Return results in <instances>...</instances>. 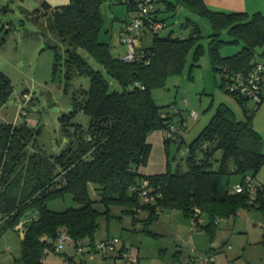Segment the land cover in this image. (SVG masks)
I'll return each mask as SVG.
<instances>
[{"label": "trees", "instance_id": "16d2710c", "mask_svg": "<svg viewBox=\"0 0 264 264\" xmlns=\"http://www.w3.org/2000/svg\"><path fill=\"white\" fill-rule=\"evenodd\" d=\"M104 1L125 3L127 11H136L133 17L139 12L142 0H68L54 10L49 25L68 44L67 69L75 68L90 77L88 89L82 90L81 104L90 116L89 126L82 129L72 123L75 137L59 154L49 156L36 149L29 151L33 132L27 121L20 125L0 123V234L6 228L23 232L19 257L23 264H44L49 252H59L56 250L59 232H67L74 241L84 237L93 240L97 218L102 213L109 214L111 203L139 206L138 187L145 179L148 191L159 194L155 204L181 209L188 216L194 207L206 212L209 221L201 225L202 231H213L216 216L234 215L240 208L255 206L264 215V183L255 184L257 191L252 200L246 191L225 190L218 194L210 190L214 173H239L243 182L246 174L254 180L264 165V140L252 124L253 113L264 99L253 102L249 95L226 88L235 74H245L254 63L262 61L257 58L264 46V13L215 10L203 0H178L179 3L172 5L179 4L209 21L212 31L208 35V51L212 69L219 78V86L242 105L246 118L237 119L228 105L220 103L208 123L186 145V170L167 165L163 172L142 174L138 168L147 163L151 151L148 134L171 125L185 126L183 117H174L179 109L171 111L169 105L157 104L151 89L163 84L167 76L181 72L191 48V65L196 64L203 46L199 42L202 34L189 17L185 24L181 23L185 27L191 24L186 36H174L171 31L152 32L151 44L138 48L142 56L126 61L121 56H113L110 43L100 38ZM41 7L48 10L51 5L42 0ZM154 20L165 21L155 4L147 13L145 24ZM223 33L228 39L221 38ZM226 43L239 48L232 54L222 55L220 50ZM48 46L55 51L58 44ZM80 48L100 68L92 67L79 52ZM56 61L55 53L53 67ZM106 75L117 81L120 88L111 89ZM11 90L8 78L0 73V105ZM247 101L253 103L251 109L246 107ZM180 128L175 136L164 138L167 152L172 140L184 143ZM216 150L221 151L219 158L214 155ZM90 184L97 198L91 197ZM65 195L71 196L73 205L63 210L48 207V201ZM97 201L104 205V210L96 208ZM155 217L153 204L145 223ZM19 223L21 229L16 227Z\"/></svg>", "mask_w": 264, "mask_h": 264}, {"label": "rangeland", "instance_id": "374dc122", "mask_svg": "<svg viewBox=\"0 0 264 264\" xmlns=\"http://www.w3.org/2000/svg\"><path fill=\"white\" fill-rule=\"evenodd\" d=\"M41 1L0 0V73L8 78L12 87L6 101L0 105V123L20 125L27 121L33 132V136L28 142L29 151L36 149L45 155L55 156L68 145L73 136L75 137L72 123L80 125L82 129L89 126L90 116L82 110L81 104L82 90L88 89L90 77L86 73L80 74L75 68L67 69L65 58L68 44L59 39L49 26L53 19L54 10L67 3L68 0H47L51 4L48 10L41 7ZM153 3L159 10L160 17L166 21V25L159 31L160 34H166L170 31L174 36L187 34L191 24L185 27L181 23L184 22L185 24L189 17L193 23L199 26L202 34L199 42L203 46L196 64L191 65L193 62L191 48L181 72L167 76L163 84L151 89L157 104L169 105L171 111L179 109V113H175L174 117L177 119L183 117L185 120V126L180 128L184 143L178 144L177 141L172 140L169 145V161L172 168L179 167L180 170L184 171L187 168L184 160L187 151L186 145L193 141L208 123L220 103L228 105L235 112L237 119H245L246 115L236 97L225 92L219 86V78L212 69L208 51V35L212 29L207 18L189 11L179 4L175 7L172 6L179 3L178 0H153ZM101 13L103 25L100 38L110 43V50L113 55H118L126 49L120 40V30L126 24V20L130 19L136 11H127L125 3L114 2L111 4L104 1L101 3ZM152 35L153 33L150 31H143L139 37V47L149 46L152 42ZM221 38L228 39V36L223 33ZM53 43L58 44L55 51L48 46V44ZM224 47L231 49L236 45L226 43L223 44L222 48ZM78 50L92 67L100 68L96 60L85 50L81 48ZM55 53L57 61L53 67ZM106 77L111 83V89L120 88L117 81L112 77L108 75ZM252 106L253 103L247 101L246 107L251 109ZM190 111H195L197 116H191ZM214 155L219 158L221 151L216 150ZM258 172L254 176V184L261 183L259 178L264 180V170H261L259 174ZM210 183L220 194L235 187V184H241L242 177L235 172L214 173ZM89 192L92 198L98 197L92 184H90ZM71 205L73 202L70 195L48 201V207L53 210H63ZM110 205L113 216H109L107 219L109 214L102 213L97 218L99 223L95 232L97 238L107 234L109 222L115 225V221H119L114 215H120L122 207L118 206L119 203H111ZM95 206L99 210L105 209L104 205L98 201L95 202ZM128 215L125 213L124 218L126 216L130 218L131 215L129 213ZM146 215L148 216V213ZM203 215H207V213L203 211ZM235 219L236 217L231 218L229 225L226 222L227 218H223L219 222L221 227L229 232ZM143 222L144 225L140 226L139 230L146 233L148 240L151 239L149 240L150 244L153 242L161 244L162 240L164 242L171 241L169 246L174 243L171 235L147 234L146 230L150 231V223L146 224L145 220ZM119 226L120 224L117 225L118 228ZM22 234L21 230L15 228H6L0 234V263L23 264L19 259ZM234 234H238L236 229ZM90 247L85 242L82 246L83 252L75 254L73 264L83 263L80 262V258L85 253L92 252ZM233 250L239 252L237 245H234ZM60 252L74 253V248L72 244H65ZM95 252L97 251L95 250ZM190 253L193 255L194 252L190 249ZM58 257L59 254L49 252L44 258V262L45 264H59L58 260L69 262V260Z\"/></svg>", "mask_w": 264, "mask_h": 264}, {"label": "crops", "instance_id": "0c3cea01", "mask_svg": "<svg viewBox=\"0 0 264 264\" xmlns=\"http://www.w3.org/2000/svg\"><path fill=\"white\" fill-rule=\"evenodd\" d=\"M203 2L215 10L245 11L249 14L256 11L264 13V0H203ZM187 34H183L181 37ZM238 48L239 46L236 45V47L231 49L221 48L220 51L224 50L221 53L222 55H229L236 52ZM123 52L113 56L120 57ZM257 59L264 61V46H262L261 54L258 55ZM252 124L254 129L261 135L262 140H264V102L259 104L254 111ZM147 141L151 144V151L147 163L140 166L138 171L142 174H153L165 171L167 165L172 168L169 161V150L167 152L164 144L163 131L160 129L153 130L148 134ZM262 149H264V145H262ZM261 170H264V165L261 166L258 174ZM259 180L264 183V180L260 178ZM236 186L237 184H235ZM235 187L229 190L234 191ZM210 190L213 193H217L216 188H213L211 183ZM153 204L156 217L150 222V231L146 230V232L155 236L171 235L174 242L171 246H169L171 241L164 242L163 240L161 244L159 242L150 244L149 240L151 239L148 240L146 233L139 230L140 226L144 225L143 220L147 218L146 214H149L150 207ZM118 206L122 207V212L120 215L116 214L114 216L119 221H115V225H112L111 222L108 223L105 236L97 238L95 233L93 240L89 237L83 238L84 244L87 242L90 246H93L98 240L112 238L115 242V248L103 252L91 250V253H85L80 258V262H83L80 264H126L120 256V250L124 247L131 249L139 264H190L193 257L202 254V252H211L215 257L216 264H264V215L255 206L240 208L234 215L216 216L214 218L213 231L209 229L203 231L192 230L189 216L181 209L162 207L155 204V201H141L139 206L126 204H119ZM111 213L112 211L109 207L107 219L109 216H113ZM125 213L127 215L129 213L131 215L130 218L128 217L129 215L124 218ZM142 214L145 215L142 216ZM202 216L206 224L209 221L208 215H203L202 211ZM234 217L236 219L232 222L231 230L227 232L221 227L219 221L227 218L226 222L229 225V220ZM119 224L118 228L117 225ZM117 229L119 232H117ZM235 229L238 232L236 235L234 234ZM234 245H237L239 252L233 250ZM72 246L74 253L55 252L59 254L58 258L69 260L68 262L57 259L60 262L59 264H73L75 262V254H78V252L76 246L74 244ZM190 249L194 252L193 255H191ZM61 253L64 254L61 255ZM0 264L11 263L3 262Z\"/></svg>", "mask_w": 264, "mask_h": 264}, {"label": "built area", "instance_id": "2783aa9c", "mask_svg": "<svg viewBox=\"0 0 264 264\" xmlns=\"http://www.w3.org/2000/svg\"><path fill=\"white\" fill-rule=\"evenodd\" d=\"M154 7L153 0H142L139 2V12L124 25L121 39L126 49L121 55L122 59L126 61H133L142 56L139 48V37L142 29H147L150 32H157L162 29L166 23L165 21H151L145 24V18L150 9ZM231 82L226 84V88L230 91H237L249 95V98L253 102H259L264 99V61H258L254 63L252 68L245 74L237 73L232 78ZM26 96V95H24ZM176 111V109H175ZM191 116L196 117L195 111L189 112ZM185 125V122L182 123ZM179 126L171 125L169 128L163 130V137H173L179 131ZM148 181L145 179L138 187L139 200L142 202H152L156 200L159 194L150 193L147 188ZM134 188V187H132ZM235 192L246 191L249 194V200L254 197L257 186L253 182V178L250 174H246L243 178V182L238 184ZM189 222L192 230H200L201 225L205 223V219L202 216V210L199 207H194L192 214L189 216ZM16 227L21 229V223ZM75 244L78 253L83 252L82 246L84 245L83 239L74 241L67 232H59L56 239V250L60 251L64 248L65 244ZM115 242L112 238L98 241L90 250L106 251L108 249H114ZM120 256L126 264H139L136 256L130 248L124 247L120 250ZM192 264H216L215 257L211 252H205L203 254L193 257Z\"/></svg>", "mask_w": 264, "mask_h": 264}]
</instances>
